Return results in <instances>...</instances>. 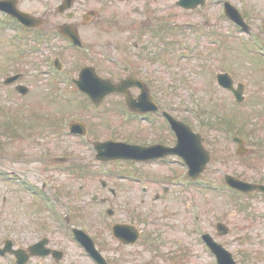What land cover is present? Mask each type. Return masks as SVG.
Masks as SVG:
<instances>
[{
  "label": "rangeland",
  "instance_id": "374dc122",
  "mask_svg": "<svg viewBox=\"0 0 264 264\" xmlns=\"http://www.w3.org/2000/svg\"><path fill=\"white\" fill-rule=\"evenodd\" d=\"M118 1L111 4L116 10H103V28L98 42L96 36L89 34V29L80 28L85 43H98L91 49L101 60L104 77L110 74L111 67L117 70L106 61L117 60L115 54L127 63L130 43L135 37L131 32H125L126 29L132 27L134 20L145 27V22H141L135 12L129 14L134 6L144 7L143 0H129L130 3L124 4ZM177 1L161 0L156 12L165 27L163 38L158 41L146 33L148 59L155 60L163 53L165 63L160 61L141 66L157 77L155 91L162 97L164 106L204 138L212 158L199 183L184 185L181 189L178 183L174 185L166 179L183 173L182 181L188 180L179 162L146 164L144 167L134 163L132 170L122 169L123 166L128 168L126 162L98 161L92 142L112 139L144 145L156 139L154 129L137 120L133 122L123 99L112 97L95 108L77 94L73 84L65 86L58 81L59 78L52 80L41 74L47 69L44 62L57 51L66 50L63 61L68 78H77L82 66L92 62L82 61L79 51L69 49L65 41L53 33L39 35V52L32 47L29 32L24 33L27 42L13 45L11 36L14 33L9 27L6 30L0 28V160L4 158L17 168L37 171L42 179L32 181V185L38 189L46 181L55 192L69 187L73 203L79 201L80 193L83 199L89 200L91 195H86L87 189L100 187L103 180L112 187L114 178L107 177L108 172L120 170L138 175L141 180L134 181V184L120 183L137 190L145 184L150 193L147 204L151 216L147 219L145 238L139 244L140 249L144 246V252L139 250L144 257L135 258V262L212 264L195 233L198 230L210 234L232 254L237 264H264V195L228 192L225 185L227 176L250 184H264V62L258 56L259 47L248 46L257 38L264 42V0H227L247 13L245 15L253 27V37L250 38L248 34L238 33L224 18L220 0H206L207 5L195 11L180 9ZM40 2L42 0H36L23 8L41 10ZM116 11L120 17L116 16ZM111 20L113 24H110ZM65 21L59 20L60 23ZM114 21L124 29L121 33L116 30ZM221 40L223 45L221 43L218 47L215 41ZM221 72L230 73L236 84L246 85L244 103H236L231 93L218 86L216 75ZM16 73L27 74L21 81L29 88L26 96L17 94L14 86H2L6 77ZM35 73L39 75L35 77ZM59 88L65 95L64 100L58 95ZM126 115L130 118L128 122L125 121ZM73 120L86 125L88 138L68 135L67 123ZM165 136L166 139L171 137L169 133ZM235 136L246 142L247 150L242 156L237 153L238 146L232 140ZM57 159H66L67 163ZM76 166L94 174L89 179L78 177V172L74 173ZM82 185L86 188L80 190ZM164 189L168 190L167 198L154 202V196H163ZM135 198L136 201L140 198L137 191ZM189 205L198 208V222L193 219ZM107 221L103 227L101 225L104 231L100 239H110L108 229L112 220ZM219 222L229 229L227 235H219ZM55 226L52 221L50 224L48 213L40 202L0 180V248L7 240H12L17 249L28 248L55 231L52 236L69 249L68 258L61 264L71 258L74 264H84L76 244L65 242V234ZM121 254L118 253L116 258L120 259ZM114 255L112 253L111 257ZM0 264L14 263L0 256ZM28 264L55 263L44 258L33 259Z\"/></svg>",
  "mask_w": 264,
  "mask_h": 264
},
{
  "label": "flooded vegetation",
  "instance_id": "af4514ba",
  "mask_svg": "<svg viewBox=\"0 0 264 264\" xmlns=\"http://www.w3.org/2000/svg\"><path fill=\"white\" fill-rule=\"evenodd\" d=\"M35 1L36 0H0V5L3 9L0 12V15L11 19V17L8 15L11 13H15L16 10H19L31 15L33 18H36L35 23L39 27L30 29L36 34L38 33L39 35L48 36L52 35L53 33L55 35H60L61 31L65 28L68 32H72V34H74L75 36H79L81 41L79 42L82 44V47L79 51L81 60L92 61L91 63L83 65L80 72L86 68H93L94 71L88 73V76L90 77L92 74H98L100 77L114 82H121L126 78H132L133 80H135V82H141L142 84H144V89L148 91L150 97L157 105V109L155 111H152V109L150 108V110H148L146 113H140L132 112L130 109L127 108L126 104L125 106L133 122L137 120L141 123H145L146 126L154 129L153 132L156 135V139L144 145L135 142L132 144L146 147L154 145L174 148L177 145L176 136L170 129H168L164 112H169L175 118L179 119V117H177L175 115L176 113H174L172 110L167 109L164 106V104L162 103V97L160 98V94H157V92L155 91L154 85L156 84V82L154 81H157V77L155 75L150 74L149 69L142 68L141 66V64L146 66V64L151 65L160 61L165 63V59H163V53L158 55V58L155 60L148 59L147 52L149 51V48L146 46L145 43L146 37L149 33L153 36L155 40L158 41H160V38H163L165 34V32H163L165 30V27H162L161 18L158 17L156 13L157 10H159L158 7L160 5L161 0H143L145 2L144 7L137 8L136 6H134L132 9H130L129 14L132 15V13L135 12L136 16L141 17V22H145V27H142L141 24H138L134 20L132 27L126 29L125 32H131L134 35L135 39L130 43V54L128 55V59L126 60L127 63L122 62L121 58L115 54V58L124 66L123 70H121L120 77L118 76V67H115L117 69L116 71L114 70V68L111 67L110 74L108 76L104 77L102 75L101 60L97 57V53L95 52V50L91 49L92 46H96V44L98 43L93 44L87 42L91 44L89 45V47L88 44L85 43L84 39L82 38V30H80L81 27L89 29V34L91 36H96V40L98 42V37L100 36V33L102 32L103 28V10L109 12H112L114 9L116 10V8L113 9V7L111 6V4H113V2L116 0H112V2H105L103 0H42V2H40L41 10L32 11L23 8V5L26 6L27 4L29 5V3H34ZM128 1L129 0H119L118 3L124 4ZM37 4L39 5V3ZM206 5L207 2L205 6ZM118 12L119 11H116V16L120 17V15H118ZM241 13L244 22L246 23V25L248 24L250 26V28L248 29L251 31L253 27L250 21L248 20L247 16L245 15L247 13L243 12V10ZM59 20L66 21L60 23ZM14 22L15 25L23 28V25L20 22H17L16 20ZM110 24H113V20L110 21ZM114 25L118 33H121V31L124 30L118 27L115 21ZM147 32L148 34H146ZM65 53L66 50L59 51L57 53H52L53 66L55 68L58 65L61 70L66 69L65 63L63 61V57H66L64 56ZM156 55L157 53H154V56ZM15 75H23V78L13 85L15 87L14 91L17 94H20L16 86L22 84L21 81L24 80L27 74L16 73L11 76ZM141 94L142 90L139 87H132L129 89V95L135 102L139 101ZM112 97H117L125 101V97L123 95L117 94L108 96L104 102H106L109 98ZM99 107L100 106H97L95 108ZM110 113H113V111H111ZM168 133L171 137H167L166 139L165 134ZM171 139H173V141H171ZM160 153L161 152L158 149H154L153 151H151L150 156H152V158H160L150 159V161L143 162L140 165H157L168 161H170L171 163L181 162V159L177 156L161 158V156L159 155ZM171 160H173V162ZM59 161H62L64 164L67 163L66 159H59ZM120 162L121 161H116V163ZM122 162L128 163L129 169H134L133 161ZM68 173H71V169H68ZM79 174L82 178L89 179L94 173L84 172L81 170ZM129 176L130 174H123V176L116 175V177L114 178V183H112V187H109L108 184L103 185V181H101L100 187L95 186L87 189L88 194L86 195H91V198L89 200L86 198L83 199V194L80 193V199L79 201L75 200V203H73L70 199L71 194L69 193V187H63V190L61 192H55L54 187L48 186V181H46L40 189L31 187L30 190L34 191V193L38 197L32 194L29 195L31 197H34L43 206L45 204L40 200V194L46 196V199H48V197L51 199L50 201L54 204L55 211L51 213L49 209L48 212H46L48 213V220L50 224L51 221L53 222V225L55 223L57 225L55 226V228L57 227V230L61 231L60 229H62L59 226L58 222V219L62 217L71 231L75 229H80L85 232L88 237L82 234H78V237L83 238L84 247H87L86 250L88 249L92 255L86 252L83 246L75 242L78 246V248L76 247L77 250L79 249L81 251H79V255L84 260V264H98L97 261H99L101 264H150V262H146L142 259V262L134 261L135 258L144 257L143 253L141 254L139 252V250L144 252V246L142 247V249H140L139 244L141 240L143 241V239L145 238V228L147 227V219H149V217L151 216L150 210L148 211L150 207L147 204V202L149 201L150 193L147 188L141 189V191H139L135 189V187H125L130 183H127L126 185H121L120 183L127 182L125 178ZM177 177L178 176L176 174L174 182L178 179ZM40 179H42V177L40 174H38L37 171L23 170L17 168L14 165L10 164L4 158L0 160V180L4 184L6 183L14 185L18 187L19 190L26 193L20 187L22 182L25 181L26 183L27 181H29L30 183H27L32 184V181ZM8 180H10L11 182H9ZM83 188H86V186L82 185L80 190H82ZM135 191H137V194L140 196V198H138V201H136L135 198ZM164 192L165 193L163 196L159 194L155 195L154 201L158 202L160 200H165L164 196L168 194V190L164 189ZM141 193L143 196L140 195ZM105 207L111 210L110 219L112 220V224L111 226H109L108 229V231L110 232V239H100L101 237H103L102 234L104 231L103 229H101V225L103 221L102 214ZM54 232L55 231H52L50 236L45 238H47V245L51 250V255L49 256V258L52 259V262L56 264L60 261H58V259H62L61 261L63 262L68 258L69 249L66 248V244L60 243L58 239H55L52 236ZM195 233L197 235V232ZM64 238L67 240L65 242H71V239L68 235L65 234ZM109 249H111V251H109ZM126 250L128 252H126ZM120 252L122 254L120 256V259H118L116 257ZM112 253L115 254L113 257H111ZM127 258L129 259L126 260ZM61 261L59 262V264L62 263ZM66 264H74L72 258L69 259Z\"/></svg>",
  "mask_w": 264,
  "mask_h": 264
},
{
  "label": "water",
  "instance_id": "95a60500",
  "mask_svg": "<svg viewBox=\"0 0 264 264\" xmlns=\"http://www.w3.org/2000/svg\"><path fill=\"white\" fill-rule=\"evenodd\" d=\"M199 4H204V0H182L180 1L179 5L184 6L186 8H195ZM228 13L230 17L234 20L241 23L240 16L238 12L231 7L228 6ZM21 20L28 23L30 17L27 15L16 13ZM94 71L92 69H85L81 73V78L79 81L76 82L78 87L83 90L85 93L89 94L92 101L96 104H99L107 95L112 93H122L127 96V103L129 107L132 108V98L129 96V88L132 86L140 85V83H132V79H128L127 81L120 83V84H113L110 81H105L100 79L97 75L92 74L91 77L88 76V73ZM218 81L221 86L224 88L233 91L237 101L241 103L243 101V85H239L238 90L234 89V82L233 79L228 74H220L218 76ZM21 91L25 92L26 89H21ZM150 101V97L148 92L144 90L143 99L142 101ZM148 108V107H147ZM171 121L173 128L179 134V148L185 149V145L188 146V153H184L183 157L186 163L189 165L191 169L190 175L194 178H198L201 176L202 172L205 170L207 164L210 162V154L203 146V140L200 135L194 134L191 128L181 122L173 120L171 117H168ZM72 131L76 133H86L84 127H80L78 124L72 125ZM184 137V138H183ZM240 142V140H239ZM96 148L99 152L98 158L104 161L107 160H114V159H127V160H147L151 158L150 156L151 151L154 149H158L156 146L152 148H144L140 146H129L124 143L119 142H106V143H97ZM163 150L162 153L159 155L166 156L168 153L171 154H180L182 153L177 149H168L165 147H161ZM227 184L236 190L242 191L243 193H251V192H262L264 193V186L263 185H253L249 183H244L238 179H235L231 176L226 177ZM223 226H220V228ZM224 234L227 233V229L224 228ZM47 241H43L40 243L35 244L34 246L30 247L28 250H20V251H13L10 247L12 243H8L7 248L2 250L1 252L4 254L6 252H12L16 255L19 264H25L28 259L32 256H47L49 255V250L45 248ZM214 249H216V253L219 256L220 264H234L231 255L224 251L218 245H214Z\"/></svg>",
  "mask_w": 264,
  "mask_h": 264
}]
</instances>
